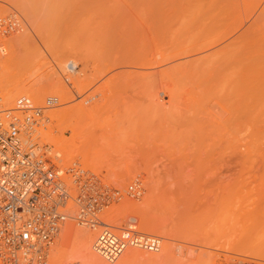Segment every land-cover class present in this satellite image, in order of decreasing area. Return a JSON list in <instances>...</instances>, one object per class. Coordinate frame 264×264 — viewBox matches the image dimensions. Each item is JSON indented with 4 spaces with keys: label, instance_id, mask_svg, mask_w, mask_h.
Here are the masks:
<instances>
[{
    "label": "rangeland",
    "instance_id": "obj_1",
    "mask_svg": "<svg viewBox=\"0 0 264 264\" xmlns=\"http://www.w3.org/2000/svg\"><path fill=\"white\" fill-rule=\"evenodd\" d=\"M9 15L22 28L0 34V54L11 56L15 39L26 36L18 45L21 57L11 78L36 88L34 83L53 77L57 86L54 92L49 89L52 95L41 92L48 96L46 105L44 98L34 100L36 89L34 94V89L22 92H31L35 104L51 115L38 132L42 128L72 140L81 130L74 127L81 119L59 115L89 105L95 117L86 119L82 136H76L75 146L81 148L76 159L113 186L125 188L132 181L143 186L141 197H125L113 207L117 223L112 222L121 225L128 215L135 216L143 231L162 238L161 248L132 247L125 252L144 254L128 262L125 252L114 261L99 256L102 261L264 264V0H0V16ZM102 34L110 44L116 40L115 46ZM110 34L119 38L112 37V42ZM103 41L107 50L115 47L113 56ZM202 43L213 44L196 52ZM117 45L122 47L116 50ZM234 46L238 55L228 52ZM119 51L128 65L119 59ZM135 56L148 57L149 67L131 65ZM197 57L205 59V68L189 67L188 60ZM213 60L218 65L211 71ZM180 61L186 67L168 68L170 78L149 87L140 80L142 72L131 74L133 69L156 73ZM237 76L244 80L235 85ZM5 98L7 106L16 102ZM146 206L151 218L156 216L153 223L147 220ZM70 221L75 229L91 230ZM73 242L67 243L68 254L56 242L53 264L85 262L73 253L78 245ZM151 252L162 256L150 259Z\"/></svg>",
    "mask_w": 264,
    "mask_h": 264
},
{
    "label": "built area",
    "instance_id": "obj_2",
    "mask_svg": "<svg viewBox=\"0 0 264 264\" xmlns=\"http://www.w3.org/2000/svg\"><path fill=\"white\" fill-rule=\"evenodd\" d=\"M0 23L7 35L22 28L15 17ZM71 84L69 78H65ZM44 116L30 97L20 96L8 107L0 95V258L4 264H53V250L70 219L98 230L94 250L116 260L125 250L139 246L159 250L162 238L137 231L131 217L125 224L110 223L106 208L125 196L139 198L140 181L124 192L103 182L102 177L79 162L64 161L53 153L37 129ZM50 121V120H49ZM69 264H82L80 260Z\"/></svg>",
    "mask_w": 264,
    "mask_h": 264
},
{
    "label": "bare ground",
    "instance_id": "obj_3",
    "mask_svg": "<svg viewBox=\"0 0 264 264\" xmlns=\"http://www.w3.org/2000/svg\"><path fill=\"white\" fill-rule=\"evenodd\" d=\"M17 13V12H16ZM20 18H21V16H20V14H17ZM11 15H9L8 17H10ZM14 16V15H13ZM16 17V16H15ZM6 18V16H0V23H3L4 22V20L3 19H5ZM23 21V19L21 18L20 19V21ZM21 21V22H22ZM105 26H107V25H105ZM109 26V25H108ZM108 26H107V29L109 30V29H111V27L112 26H109L110 28H108ZM106 28V27H105ZM114 28V30H113V32L115 31V37H116V35H117V31L115 30V27H113ZM102 29H104V28H102ZM101 29V30H102ZM100 30V31H101ZM120 30V29H119ZM102 31H106L105 29L104 30H102ZM101 31V32H102ZM111 30H109V32H110ZM108 32V31H107ZM112 32V31H111ZM124 32V31H123ZM2 32H1V29H0V34H1ZM121 33H122V30H121ZM3 34V33H2ZM118 34H119V32H118ZM124 34V33H123ZM126 34V33H125ZM104 34H102V36H103ZM111 35V34H110ZM127 35V34H126ZM124 36V37H129V36ZM1 36H4V35H1ZM28 36V35H27ZM114 36V35H113ZM112 35H111V38L113 37ZM120 36V35H119ZM115 37H113V38H115ZM122 37V36H121ZM123 37V38H124ZM25 38V39H24ZM28 38V37H27ZM107 39L108 40V42L109 43H107V44H109L110 45V47H111V45L112 46H115V45H113L114 43H115V39H118V38H115V39H113L112 38V42H113V40H115L114 41V43L112 44H110V42L111 41H109L110 40V38L109 37H105V36H103V38L102 39ZM30 39V38H29ZM129 39V38H128ZM15 40H17V42H15L14 44H13V54L11 55V56H9V57H3L1 54H0V87H2L1 89L3 90L4 88H6L5 90H4V93L3 92H1L0 93V95L3 97V99L5 98V95H7L8 96V98H12V100H13V98H15L17 95H19L18 97H16L15 99H16V102H15V104L14 105H11V106H8V107H15L16 105H17V101H18V99H19V97L20 96H23V95H26V94H28V93H31V92H28V93H22V92H24V90H26V92H27V90H32V89H34V91H33V94L34 93H36V91H35V89L37 90V95L36 94H32L31 93V97H30V94H28V97H30V99L32 100V102L35 104V102H34V100H36V98H38V99H41L42 98V100H43V98H44V96L45 95H49L50 93L49 92H51V89L50 88H52V91H53V89L55 88V82H53L52 80H55V79H53V77L52 78H47V79H43V81L42 80H40V83H37V84H35L34 83V85H37V86H35L36 88H34V87H29V88H31V89H29L28 87H25L24 86V83H23V81H22V79H18V80H16V79H13V78H11V76H12V74H11V71H12V68H13V66H15V64H16V61H17V59L19 58V57H21V56H19L20 54L18 53V45L20 46V44L22 43V42H24L23 40H25L26 41V36L25 37H23V36H19L18 38H16ZM237 40V39H236ZM235 40V41H236ZM28 41V40H27ZM240 41H242V39L240 40ZM117 42H118V40H117ZM116 42V43H117ZM121 42V41H120ZM123 42H125V41H123ZM229 42H234V41H231V40H229V41H227V43H228V45L230 44ZM237 42V41H236ZM235 42V43H236ZM238 42H239V40H238ZM237 42V43H238ZM3 43H5V42H3ZM103 43H105L104 41H103ZM126 43V42H125ZM234 43V44H235ZM236 43V44H237ZM6 44V43H5ZM17 44V45H16ZM26 44V43H25ZM106 43L104 44L105 45V49L107 50V47L108 46H106L107 45ZM119 44H121V43H119ZM127 44H128V42H127ZM212 44L213 43H202V44H200V46H198V48H196V52H201V51H203V50H206V48H210V46H212ZM225 44V43H224ZM235 44V45H236ZM22 45V44H21ZM122 45V44H121ZM121 45H119V46H121ZM228 45H227V47H228ZM233 45V43L231 44V46ZM238 45V44H237ZM17 46V47H16ZM123 46V45H122ZM121 46V47H122ZM127 46V45H126ZM125 46V47H126ZM225 46V45H224ZM120 47V48H121ZM2 48V47H1ZM9 48V47H8ZM112 48V47H111ZM111 48H109L107 51H109V52H107L105 49H104V53H105V51L107 52V54L108 53H110V49ZM115 48V47H114ZM113 48V49H114ZM119 47H118V45H117V47H116V50H119L118 49ZM216 48V47H215ZM226 48V47H225ZM224 48V49H225ZM229 48H230V46H229ZM234 48H235V46H234ZM233 48V49H234ZM22 49V48H21ZM113 49H111L112 51H113ZM223 49V50H224ZM228 49V48H227ZM229 50L228 52H233V54L235 53V54H237L238 55V51H237V53L235 52V50L237 49V47L234 49V50ZM238 49H240L239 47H238ZM5 50V49H4ZM122 50V49H121ZM120 50V51H121ZM130 51H132L131 49H129ZM220 50H221V48H220ZM220 50H218L217 49V51H220ZM243 50V49H242ZM252 50V49H251ZM3 51V50H2ZM112 51H111V53H112ZM120 51L118 52V56H119V53H120ZM216 51V50H215ZM117 52V51H116ZM122 52V51H121ZM221 52V51H220ZM219 52V53H220ZM251 52H253V51H251ZM111 53L109 54L110 56H111ZM114 51H113V54H112V56L114 55ZM134 53V52H133ZM215 53H217V52H215ZM214 52H213V54H215ZM224 53V51L222 52V56L221 55H217V57H219V56H221V57H223V55H225L226 57H223V61L225 62L228 58V56H227V52L225 53V54H223ZM107 54H105V55H107ZM122 54H124L125 55V50H124V53H122ZM122 54H120V56H119V59L121 58V56H122V58H123V56L124 55H122ZM127 56H129V54H132V52L131 53H128L127 52ZM229 54V53H228ZM233 54H229V57L231 56L232 57V55ZM251 54V53H250ZM4 55V54H3ZM216 55V54H215ZM253 55V54H252ZM110 56H108V57H110ZM115 56H116V54H115ZM118 56H116V57H118ZM134 56V55H133ZM130 57H131V55H130ZM129 57V58H130ZM136 57V56H135ZM137 57H139V58H137ZM136 58H135V60L133 61V60H131L132 62H134V64H131V65H135V64H138V66L140 65V66H147V67H149V58L148 57H144V56H137ZM235 57V56H234ZM237 57V56H236ZM249 55L247 56V59H249V58H251V57H249ZM254 58H255V56H253ZM121 58V59H122ZM132 58V57H131ZM130 58V59H131ZM216 58V57H215ZM254 58H253V60H254ZM116 59H118V58H116ZM202 59V57H197V58H192V59H190V60H188L189 61V63L188 64H190V63H192L191 65H189V67H191V66H193L194 68H205L206 67V64H205V59L204 60H202V61H200ZM19 60V59H18ZM124 58H123V63H126L127 64V61H128V59H127V61L126 62H124ZM222 60H220V62L222 63L223 61ZM236 62H237V64H241L242 63V61L239 59V58H236ZM117 61V60H116ZM120 61V60H119ZM252 61V60H251ZM39 62V61H38ZM130 62V61H129ZM137 62V63H136ZM184 62V63H183ZM213 63L212 64H210V65H208L209 67H208V69L209 70H214V68H217V65H218V63H217V61L215 60H213L212 61ZM113 63V62H112ZM119 63V62H118ZM117 63V64H118ZM116 64V63H115ZM120 64H122V60L120 61V63L118 64V65H120ZM129 64V65H130ZM117 65V66H118ZM128 65V64H127ZM181 65H185L184 67H186V61H180V62H178L177 64H175V65H172V66H170V67H167L166 69L164 68V69H159V71H156V73H153V72H151L150 74H149V71H146V72H143V70H141L140 72H136L137 70H135V69H133V72L132 71H130L129 72V68L127 69L128 70V72H127V70H126V72L127 73H131L132 75H134V74H137L136 76H139V74L138 73H141L142 72V76H141V78H140V80L141 81H143L142 82V84H145L146 82V85L149 87V84L150 83H152V84H155L156 82H161V81H164V80H166V78H170V75L172 74V72H169V69H170V71H171V69H179V67H181V68H183V66H181ZM219 65H220V63H219ZM203 66H205V67H203ZM35 67H36V65H35ZM111 67V66H110ZM113 67V66H112ZM142 67V68H143ZM147 67H145L146 69H147ZM192 67V68H193ZM141 68V69H142ZM169 68V69H168ZM138 69V68H137ZM123 70V69H122ZM125 70H123V72L125 71ZM130 70H131V68H130ZM140 70V69H139ZM138 70V71H139ZM116 71V70H115ZM119 71H121V70H119ZM134 71H135V73H134ZM125 72V73H126ZM116 73V72H115ZM117 73H119V72H117ZM116 73V74H117ZM134 73V74H133ZM120 75H122V71H121V73H119ZM113 75V74H112ZM115 75V74H114ZM113 75V76H114ZM117 76V75H116ZM135 78V77H134ZM142 78H144V79H142ZM136 79H137V77H136ZM135 79V80H136ZM234 79H236V80H232L234 83H235V85L236 84H239L240 83V81H242V79H243V77L241 78V77H234ZM140 80H139V82H140ZM244 80V79H243ZM42 81V82H41ZM138 81V80H137ZM137 81H135V82H137ZM138 82V83H139ZM232 82V83H233ZM23 83V84H22ZM232 83H231V85H232ZM234 83H233V85H234ZM7 84V87H3V86H5ZM241 84V83H240ZM55 85V86H54ZM140 84H138V86H139ZM58 86H60V84L58 85ZM135 86V85H134ZM142 86H144V85H142ZM57 87V86H56ZM139 87H141V86H139ZM49 89H50V91H49ZM59 89V88H58ZM57 89V90H58ZM49 91V92H48ZM54 91H55V89H54ZM53 91V92H54ZM41 92L43 93V92H45L44 93V96H43V94H41ZM46 92H48L49 94H47ZM60 92V91H59ZM3 93V94H2ZM21 93L23 94V95H21ZM38 93H40L41 95H39ZM53 94V93H52ZM52 94H50V95H52ZM55 94V93H54ZM56 95H57V93H56ZM59 95V94H58ZM67 95V94H66ZM27 96V95H26ZM32 96H34V100L32 99ZM63 95H61V97H62ZM65 96V95H64ZM46 98L48 99V96H46ZM46 98H44V103H45V105L46 104H49L48 102L49 101H46L47 99ZM50 98H51V96H50ZM49 98V99H50ZM55 98V97H54ZM63 98V97H62ZM6 99V98H5ZM15 99H14V101H15ZM37 99V100H38ZM64 99V98H63ZM65 99H66V97H65ZM6 100H8V99H6ZM42 100H41V102H42ZM62 100V99H61ZM40 101V100H39ZM10 102V101H9ZM13 102V101H12ZM40 102V103H41ZM47 102V103H46ZM53 103V102H52ZM6 104H8V103H6ZM51 104V103H50ZM10 105V104H9ZM35 106L36 107H41L42 108V110H44V116H38V115H36V114H34V112H32L33 114H34V116L36 117V118H38L39 119V121H40V125L39 126H41L45 121H46V123L50 120V116L48 117V116H46L45 115V106H41V105H37V104H35ZM87 106H89V105H87ZM87 106L84 108H82V105H81V107L79 108V110H76V112H74L73 111V113H71L70 111V113H67V111H64L63 113H62V115H59V117L61 116L62 118H68V120H70V121H73V120H76V121H78L79 119H81V122H80V120L78 121L79 123H78V125H76V126H74L75 128H77V129H81V130H83L84 129V125H85V120L86 119H89L90 121H92L93 119H94V113H91V111L89 110V107L87 108ZM88 109V110H87ZM63 119V120H64ZM73 119V120H72ZM89 123V122H88ZM77 124V123H76ZM68 126V125H67ZM72 126V125H71ZM74 127H72L71 129L73 130L74 129ZM79 127V128H78ZM83 129H82V128ZM90 127V126H89ZM46 129V128H45ZM63 129H65V128H63ZM61 130V129H60ZM81 130H79V134L78 133H74L76 130H74V134L77 136V134L79 135V136H82V134L80 135V133H82L81 132ZM37 131H39V127H38V129H37ZM78 131V130H77ZM61 132L63 133V130H61ZM39 134H40V136H41V138L44 140V141H51L52 143H53V146L56 148V150H57V154H60V156H61V158L64 160V161H67V162H69V161H77V162H79L76 158H77V155H79V153H80V151H81V148H79V147H76L75 145V142H76V136L75 137H73V139L72 140H70V139H66V138H63V136H62V134H56V135H54L53 134V132L52 131H45V130H43L42 128H41V130H40V132H38ZM74 136V135H73ZM78 136V137H79ZM105 138H107V137H105ZM108 139V138H107ZM51 142L49 143V144H51ZM53 147V148H54ZM56 150H55V152H54V150H52L54 153H56ZM84 168H87V167H85L81 162H79ZM89 165L90 166H93V164L92 163H89ZM90 170H92L91 168H90ZM93 172H94V170H92ZM98 174V173H97ZM122 175V174H121ZM101 176V175H100ZM102 180H103V182L104 183H106L107 185H109V186H111V187H114V188H119V189H121L122 191H124V192H128V193H130V191H129V186L130 185H135V181H132L131 183H129L125 188H121V187H117V186H113V185H111V184H109L108 182H106L103 178H102ZM125 197H129V198H134V197H130V196H125ZM125 197H124V199H125ZM153 198H154V196H153ZM134 199H137V198H134ZM151 200H149V202H150ZM147 202H148V200H147ZM148 202V204H150ZM121 203V202H120ZM120 203H118V204H120ZM118 204H114V205H112L111 207H109V208H106L105 210H104V213H106L107 214V218H108V220H109V222L110 223H113V222H115L113 219L115 218V217H112L113 215H114V211H115V209H113V207L114 206H116V205H118ZM147 204V203H146ZM147 204V205H148ZM151 206V205H150ZM147 207H148V209H149V206H146L145 207V210L147 209ZM144 208V207H143ZM143 208H142V210H143ZM148 209L145 211V213H146V215H147V220L149 221V223H153V219H154V217H155V219H156V216H154V214H152L153 216V218H151V216L149 215L150 214V212H148ZM141 210V211H142ZM149 211H151L150 209H149ZM152 212V211H151ZM144 213V212H143ZM149 213V214H148ZM153 213V212H152ZM131 217H134L135 219H136V222H134L133 223V226L136 228V230L138 231H142V232H145V231H143L141 228H140V226H139V223H138V220H137V218L135 217V216H133V215H128L127 216V218H126V221L124 222V223H122L121 225H123V224H125L126 222H128L129 220L131 221ZM118 220V219H117ZM113 221V222H112ZM115 223H117V222H115ZM115 223H114V225H115ZM79 225V224H78ZM121 225H119V223H118V225H116V226H121ZM81 226V225H80ZM76 227V226H75ZM83 227H85V228H89V229H91V230H93L94 231V233H95V237H94V239H93V235L94 234H92L90 231H86V232H84V230L83 229H79V228H74V223H73V225H72V222L70 221V220H68L67 222H66V224L64 225V227H63V230H62V232L60 233V235H59V239H58V241H57V246L58 247H61L60 248V250L59 251H62L63 252V248L65 247V254H68V252H67V248H66V246H68L67 245V243L68 242H75V244H77L78 243V245H75L74 244V242H73V245H75V247H74V250L75 251H73V253L75 254V253H79L78 255H80L81 256V258H82V261H83V259L85 260V262L83 261V264L85 263H87V264H110V263H108V261H110V260H108L107 261V263H106V261H104V260H106L107 258H105L103 261H102V257L100 258L99 256H101V255H99L95 250H94V248H93V246H94V242H95V240H96V236H97V234H98V230L97 229H94V228H91V227H87V226H82V228ZM84 228V229H85ZM79 229V230H78ZM88 229V230H89ZM88 232H90V233H88ZM145 233H147V234H149L148 232H145ZM71 246V247H72ZM78 246V247H77ZM134 247H139V246H134ZM130 248H132V247H130ZM139 248H142V249H144L143 247H139ZM73 249V248H72ZM129 249V248H128ZM128 249H127V251H128ZM133 249H131V251H132ZM136 251H137V249H135ZM132 251V252H129V254L127 253V252H125L126 254H125V256H127V257H125L126 258V260H127V262L130 260H132V258H135V257H137V256H139L140 254H142L141 253V251L139 250V251ZM146 250H149V249H146ZM130 251V250H129ZM123 252V253H124ZM140 252V253H139ZM56 253H58V252H56ZM70 253V252H69ZM96 253V254H95ZM122 253V254H123ZM149 253V252H148ZM156 253V252H155ZM121 254V255H122ZM144 254V253H143ZM98 255V256H97ZM54 256H56V260H57V258L59 259V256L58 255H54ZM141 256V255H140ZM148 256V255H147ZM158 256H162L161 254H153L152 252H151V254H149V258L150 259H155V258H157ZM61 257V256H60ZM79 257V256H78ZM123 257V256H122ZM142 257H146V255H142ZM55 258V257H54ZM104 258V257H103ZM148 258V257H147ZM147 258H145V259H147ZM76 259V258H75ZM124 259V258H123ZM53 260V259H52ZM120 260V259H119ZM126 260H123L124 262L126 261ZM148 260V259H147ZM119 262V261H118ZM1 263V262H0Z\"/></svg>",
    "mask_w": 264,
    "mask_h": 264
}]
</instances>
